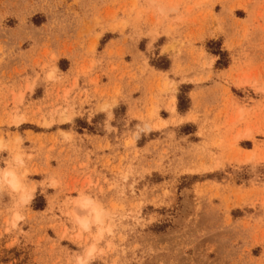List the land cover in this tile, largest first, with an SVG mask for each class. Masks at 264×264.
Instances as JSON below:
<instances>
[{
	"label": "rangeland",
	"instance_id": "374dc122",
	"mask_svg": "<svg viewBox=\"0 0 264 264\" xmlns=\"http://www.w3.org/2000/svg\"><path fill=\"white\" fill-rule=\"evenodd\" d=\"M0 176V264H264V0H0Z\"/></svg>",
	"mask_w": 264,
	"mask_h": 264
},
{
	"label": "bare ground",
	"instance_id": "6f19581e",
	"mask_svg": "<svg viewBox=\"0 0 264 264\" xmlns=\"http://www.w3.org/2000/svg\"><path fill=\"white\" fill-rule=\"evenodd\" d=\"M17 176L15 175V173L13 171L4 172V179L8 183L9 187H11L13 190H19L21 188L20 181L17 178ZM1 180H2V177L0 176V182H1ZM32 196H33L32 193H29L27 196L24 197V201L29 202L32 199ZM80 204H81V206L79 205L80 208H82L84 211L85 210L88 211L87 212L88 215L92 216L94 223H101L102 222L101 210L92 202L91 199L85 198L83 201H81ZM86 211H85V214H86ZM88 215H87V217H84V218L79 217L77 219V221L80 219L78 223H80V225L85 227V228H89L90 223H91ZM92 252H93V248L91 249L89 254H91Z\"/></svg>",
	"mask_w": 264,
	"mask_h": 264
}]
</instances>
